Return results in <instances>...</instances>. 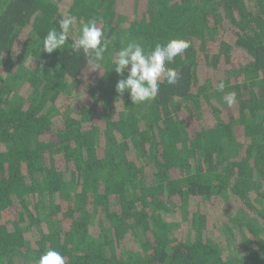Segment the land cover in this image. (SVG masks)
Wrapping results in <instances>:
<instances>
[{
	"label": "trees",
	"instance_id": "16d2710c",
	"mask_svg": "<svg viewBox=\"0 0 264 264\" xmlns=\"http://www.w3.org/2000/svg\"><path fill=\"white\" fill-rule=\"evenodd\" d=\"M69 15L68 41L43 51ZM91 20L107 44L95 70L71 49ZM173 38L190 41L167 65L178 82L133 105L113 58ZM48 249L264 264V0H0V264Z\"/></svg>",
	"mask_w": 264,
	"mask_h": 264
},
{
	"label": "clouds",
	"instance_id": "9594fccd",
	"mask_svg": "<svg viewBox=\"0 0 264 264\" xmlns=\"http://www.w3.org/2000/svg\"><path fill=\"white\" fill-rule=\"evenodd\" d=\"M74 19L71 15L61 18L58 21L59 31L55 27L48 31L43 38V51L51 54L65 45ZM189 47L190 41L183 38H173L166 43H157L150 51H146L137 41L128 42L113 58L114 70L122 77L116 84V91L120 95L127 91L133 105L154 100L159 93L162 76L166 78L168 84L178 82L180 73L167 65ZM71 49L74 53L82 52L87 62L93 66L92 70L99 68L107 51V44L104 42L103 31L97 27L95 20L82 25L79 37L72 40ZM125 71L128 73L126 77H124ZM224 88V82H219L217 91L223 92ZM235 100L234 92L227 95L229 106ZM38 264H66V261L59 251L48 249L41 254Z\"/></svg>",
	"mask_w": 264,
	"mask_h": 264
}]
</instances>
